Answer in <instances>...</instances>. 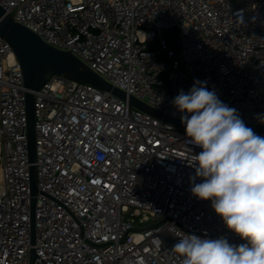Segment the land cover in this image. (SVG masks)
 I'll list each match as a JSON object with an SVG mask.
<instances>
[{
	"label": "built area",
	"instance_id": "2783aa9c",
	"mask_svg": "<svg viewBox=\"0 0 264 264\" xmlns=\"http://www.w3.org/2000/svg\"><path fill=\"white\" fill-rule=\"evenodd\" d=\"M5 14L109 83L180 119V90L206 82L264 137V0H0ZM176 29L177 51L166 33ZM167 54V56H166ZM177 56V57H176ZM24 74L0 35V264H182L177 234L244 243L226 228L185 128L94 85L50 74L35 94L32 189Z\"/></svg>",
	"mask_w": 264,
	"mask_h": 264
},
{
	"label": "clouds",
	"instance_id": "9594fccd",
	"mask_svg": "<svg viewBox=\"0 0 264 264\" xmlns=\"http://www.w3.org/2000/svg\"><path fill=\"white\" fill-rule=\"evenodd\" d=\"M172 105L190 143L202 149L190 157L195 177L201 178L192 194L210 201L226 228L244 243L180 231L171 251L182 264H264V137L206 82L197 80L187 92L180 90ZM259 122L264 124V117Z\"/></svg>",
	"mask_w": 264,
	"mask_h": 264
},
{
	"label": "water",
	"instance_id": "95a60500",
	"mask_svg": "<svg viewBox=\"0 0 264 264\" xmlns=\"http://www.w3.org/2000/svg\"><path fill=\"white\" fill-rule=\"evenodd\" d=\"M0 35L11 45L24 74V85L26 88V112L29 143V160L31 162V189H32V244L36 241L35 210L37 202L38 173L36 161V129H35V94L34 91L41 89L50 74H61L66 77L89 83L103 91H110L114 95L128 100L131 106L152 114L155 117L185 126L181 120L172 116L162 114L157 109L134 96H127L126 92L115 87L96 73L84 62H82L71 51L59 49L45 42L38 34L25 25L15 21L11 16L5 14L0 5ZM258 131H264V127H255ZM35 248L30 252V264L36 259Z\"/></svg>",
	"mask_w": 264,
	"mask_h": 264
},
{
	"label": "trees",
	"instance_id": "16d2710c",
	"mask_svg": "<svg viewBox=\"0 0 264 264\" xmlns=\"http://www.w3.org/2000/svg\"><path fill=\"white\" fill-rule=\"evenodd\" d=\"M167 37H168V42H169V46L171 49H175L177 51V47L175 44V38L178 35V31L176 29L170 30L166 33ZM167 56V54H166ZM177 57V56H176Z\"/></svg>",
	"mask_w": 264,
	"mask_h": 264
}]
</instances>
